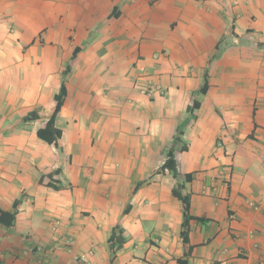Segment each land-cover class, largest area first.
Returning <instances> with one entry per match:
<instances>
[{"label":"crops","instance_id":"obj_1","mask_svg":"<svg viewBox=\"0 0 264 264\" xmlns=\"http://www.w3.org/2000/svg\"><path fill=\"white\" fill-rule=\"evenodd\" d=\"M67 66L56 146L37 131ZM57 169L69 188L40 182ZM189 173L211 219L192 223L190 262L264 264V0H0V211L23 196L0 263L108 264L120 226L113 264H179Z\"/></svg>","mask_w":264,"mask_h":264},{"label":"trees","instance_id":"obj_2","mask_svg":"<svg viewBox=\"0 0 264 264\" xmlns=\"http://www.w3.org/2000/svg\"><path fill=\"white\" fill-rule=\"evenodd\" d=\"M80 50L81 48L77 47L75 49L73 57H76ZM70 68H71L70 66H67L66 70L63 73L61 86L59 88V91L55 95L56 105L53 114L47 120L45 126L39 128L37 131V135L39 138L43 139L49 144H54L56 146L59 145V140L63 135L62 129L57 125V119L65 103L66 97L68 95L67 75L70 72ZM209 87H210L209 73L206 72L204 78V85L201 88V92L203 94H206L209 90ZM38 118H40L39 113L36 111H31L26 116H24L23 120L32 121ZM166 170H169L170 173L175 177H177L179 174L177 160L175 157V149L173 147H171L167 152V159L161 167V171H166ZM57 173L58 174L60 173V169H57L56 171H54V173L42 175L40 182L56 190H63L69 188L70 187L69 184H64L61 181L53 179L54 174ZM45 179H48V181L45 182ZM191 180H192V174L189 173L187 174L186 179L183 183H179L178 185H176V187L173 188V194L178 199H180L182 203L183 222H182L181 237L186 247L184 257L178 259L179 264H192L189 260V257L192 255L193 249L195 248V245L191 243V238H190L192 232V223L193 222L207 223L211 221V219L205 216H196L191 212V196L190 194H186L183 192V190L186 187V184ZM142 184L143 183H139V185H137L136 188L134 189V192H136ZM22 202H23V196L15 200L12 211H4V210L0 211V222L3 225L14 226L16 224L17 216L19 213V207L22 204ZM126 242H127V237L124 235V230L120 226H116L113 229V232L109 238L111 256L108 264L114 263L117 253L124 247V244Z\"/></svg>","mask_w":264,"mask_h":264},{"label":"built area","instance_id":"obj_3","mask_svg":"<svg viewBox=\"0 0 264 264\" xmlns=\"http://www.w3.org/2000/svg\"><path fill=\"white\" fill-rule=\"evenodd\" d=\"M144 93H146V91H143ZM61 221H56V223L53 226V229L56 230L58 227L57 225H61L60 223ZM75 239L71 236L66 238V245L68 247V249L70 251L73 250L74 246H75ZM93 252L89 251L88 253H74L72 256V260L70 262V264H85L88 263L91 259V257Z\"/></svg>","mask_w":264,"mask_h":264},{"label":"rangeland","instance_id":"obj_4","mask_svg":"<svg viewBox=\"0 0 264 264\" xmlns=\"http://www.w3.org/2000/svg\"><path fill=\"white\" fill-rule=\"evenodd\" d=\"M61 223V222H60ZM57 227H59V225H57Z\"/></svg>","mask_w":264,"mask_h":264}]
</instances>
